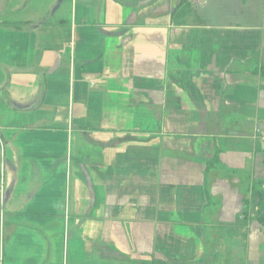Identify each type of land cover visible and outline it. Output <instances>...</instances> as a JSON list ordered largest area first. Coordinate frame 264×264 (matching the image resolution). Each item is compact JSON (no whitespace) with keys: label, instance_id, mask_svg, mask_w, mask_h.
Segmentation results:
<instances>
[{"label":"crops","instance_id":"obj_1","mask_svg":"<svg viewBox=\"0 0 264 264\" xmlns=\"http://www.w3.org/2000/svg\"><path fill=\"white\" fill-rule=\"evenodd\" d=\"M178 2L0 0L36 22L0 24V264H207L206 163L240 174L212 195L264 176V0Z\"/></svg>","mask_w":264,"mask_h":264},{"label":"rangeland","instance_id":"obj_2","mask_svg":"<svg viewBox=\"0 0 264 264\" xmlns=\"http://www.w3.org/2000/svg\"><path fill=\"white\" fill-rule=\"evenodd\" d=\"M22 2V8L24 9V12L15 16V9L8 7L6 9V13L11 18L17 17L19 18L21 15L24 18L27 17H38V15L44 13H47V9H50L51 13L52 11L57 12L62 5L63 0H18V2ZM52 4V5H51ZM20 5V4H19ZM52 17V13L50 14ZM50 19V18H49ZM14 22L16 25H21L24 23L27 24H34L36 22L27 20H16L11 21ZM238 171L236 172H230V171H218L216 174H214V179L217 180H226L229 182L230 188L236 190L238 187L237 183L234 182V179H238L240 176ZM244 175H241V178ZM244 184L246 182H243ZM237 186V187H236ZM240 187V186H239ZM242 188V195L240 199H234V197L229 196H223V194H218L220 197V204L219 209L217 210V214L214 215L217 219V223H212L206 230V244H207V250L210 251V248L213 247V250H216V258L219 264H224V261L226 258H228V264H234L235 262L239 260L241 264H252L251 259H257L256 261H253V264H260L263 261L262 259L257 257V251L256 246L259 241L264 240V230L261 229V227L258 228L257 224L255 222L248 223L245 227H239V222L237 219V216L241 214L242 212V199L248 197V191L243 190ZM240 188V189H241ZM233 192H230V196ZM234 195V194H233ZM217 216V217H216ZM212 218V217H211ZM214 218V219H215ZM215 219V220H216ZM142 232L139 231V234ZM111 241V240H110ZM114 242V239H113ZM140 242L138 240H130V245L126 247V253L130 256L132 254V257L134 258L130 263L131 264H142V260H140L142 256L141 248L135 246L138 245ZM253 244V248L249 245ZM120 245V244H119ZM134 245V246H133ZM264 249V248H263ZM251 253V254H249ZM264 253V252H263ZM146 255H148L147 252H145ZM151 260L145 261L144 264H151ZM264 264V263H263Z\"/></svg>","mask_w":264,"mask_h":264},{"label":"trees","instance_id":"obj_3","mask_svg":"<svg viewBox=\"0 0 264 264\" xmlns=\"http://www.w3.org/2000/svg\"><path fill=\"white\" fill-rule=\"evenodd\" d=\"M170 19H171V23L176 26L200 23L199 19L196 17V15L193 13L191 9L190 0H179V2L172 9V12L170 14ZM0 24L6 25L7 27H14L16 29L28 28L31 27L32 25L27 23L16 25L14 22L11 21L1 22ZM256 74H259L262 78H264V66H262ZM221 170L230 171V172L236 171V170L228 169L224 165H222L216 153L214 157L211 160H209L205 165L204 194L206 197V203L204 209H202V221L206 225V229L210 226V224L217 223V219L213 216L217 214V210L219 209V204H220V199H219L220 197L217 195H212L211 193L210 187L212 182L209 181L208 175L210 174V172L215 171L214 173H216ZM248 183H249L247 185L248 197L242 199L243 210L241 214L237 216L239 222L238 226L245 227L248 223L255 222L259 227L263 228L264 227V176L259 178H251L249 179ZM7 187L8 186L3 184L4 196L8 194L9 190L7 189ZM206 254H207L206 258L208 260L207 264H219L217 259L214 260V258H216V250L214 251L213 247L210 248V251H206ZM151 264H175V263H169L162 260L152 259ZM177 264H190V263L182 262Z\"/></svg>","mask_w":264,"mask_h":264},{"label":"built area","instance_id":"obj_4","mask_svg":"<svg viewBox=\"0 0 264 264\" xmlns=\"http://www.w3.org/2000/svg\"><path fill=\"white\" fill-rule=\"evenodd\" d=\"M203 0H193L194 3H200L202 2Z\"/></svg>","mask_w":264,"mask_h":264}]
</instances>
